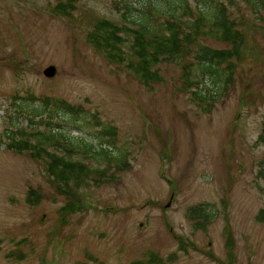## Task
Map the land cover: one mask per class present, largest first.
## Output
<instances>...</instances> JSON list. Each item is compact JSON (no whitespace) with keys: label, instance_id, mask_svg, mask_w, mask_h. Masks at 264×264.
Segmentation results:
<instances>
[{"label":"rangeland","instance_id":"1","mask_svg":"<svg viewBox=\"0 0 264 264\" xmlns=\"http://www.w3.org/2000/svg\"><path fill=\"white\" fill-rule=\"evenodd\" d=\"M56 1L0 0V264H264V4L189 0L196 13L225 4L244 35L240 58L232 73L224 63L204 70L191 52L160 63V79L145 84L96 50L86 39L90 23L76 17L90 10L123 22L121 3L83 0L70 19L49 12ZM199 42L231 47L212 36ZM49 65L52 77L43 74ZM43 97L63 109L52 120L66 137L92 143L73 159L108 170L81 187L82 209L65 223L58 208L66 199L43 161L5 146V132L30 126L35 110L32 125L45 129L36 123L50 113ZM112 158L126 164L117 170ZM30 188L41 193L35 204ZM197 204L211 217L192 216Z\"/></svg>","mask_w":264,"mask_h":264},{"label":"trees","instance_id":"2","mask_svg":"<svg viewBox=\"0 0 264 264\" xmlns=\"http://www.w3.org/2000/svg\"><path fill=\"white\" fill-rule=\"evenodd\" d=\"M81 1L83 0H57L54 4H49L51 6L48 9L55 16L75 19L74 12ZM246 1L254 7L264 4L263 0ZM119 5L123 7L121 13L123 22L99 17L90 10L77 14L76 17L90 23L86 39L96 50L111 62H126V65L145 84L160 79L157 67L160 63L174 62L177 58L184 60L185 55L191 52L194 53L198 63L204 66V70L211 68V65L219 66L224 63L226 69L232 73L233 59L240 58L239 47L244 42V35L237 28V21L229 17L223 2H219L218 7L210 14L201 9L196 13L189 6V0H171L169 6L162 0H148V3L143 2L139 8L128 0H113L114 8L119 9ZM153 15H163L164 19L158 22L152 19ZM207 22L212 24V28H205ZM201 36H212L229 43L231 47L210 48L200 44ZM192 46L196 48L192 49ZM124 48H128V51ZM192 64L191 61L183 64V71L186 74L191 70ZM189 84L192 82L189 81ZM193 95L203 98L200 91L194 92ZM41 102L50 113L48 120L40 119L36 123H43L45 131L32 125V122L35 124L33 118L38 113L35 110L31 112L32 115L30 114V126L5 132L8 139L5 146L11 151L26 153L34 159L43 161L47 175L54 182L55 190L66 199L58 208L59 220L65 223L69 215L82 209L81 187L90 179L107 178L108 170L92 168L81 160L73 159V155L79 149L82 153L90 154L93 151L92 143L82 141L80 146L72 142L59 130L61 127L59 122L52 120V115H57L63 109L57 105L51 106L48 97H43ZM66 109L74 117L82 114H78L77 110L71 107ZM17 112L21 113L19 110ZM75 128L79 129L77 125ZM104 132L115 135L116 130L114 127H104ZM257 141L264 144V127ZM101 151L106 152L103 148ZM112 159L117 170H121L126 164L122 158ZM94 174L98 178H94ZM40 198L41 193L38 189L28 190L26 199L29 204L37 203ZM208 207L206 204H197L191 206L189 212L194 217L201 216L207 220L212 215ZM258 219L264 221V210L259 212ZM197 222L200 225L203 223ZM131 264H149V262L136 260Z\"/></svg>","mask_w":264,"mask_h":264},{"label":"water","instance_id":"3","mask_svg":"<svg viewBox=\"0 0 264 264\" xmlns=\"http://www.w3.org/2000/svg\"><path fill=\"white\" fill-rule=\"evenodd\" d=\"M56 68L53 65H49L43 70V74L46 77H52L55 74Z\"/></svg>","mask_w":264,"mask_h":264}]
</instances>
